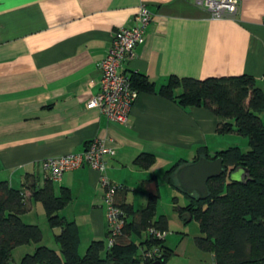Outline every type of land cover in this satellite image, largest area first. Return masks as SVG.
Returning a JSON list of instances; mask_svg holds the SVG:
<instances>
[{
    "label": "crops",
    "instance_id": "1",
    "mask_svg": "<svg viewBox=\"0 0 264 264\" xmlns=\"http://www.w3.org/2000/svg\"><path fill=\"white\" fill-rule=\"evenodd\" d=\"M238 2L234 16L213 19L195 0H0V181L20 190L29 179L42 188L50 180L46 159L80 154L102 140L115 149L105 174L122 187L116 200L142 210L145 205L128 195L155 194L157 170L165 175L176 162H194L200 148L213 156L233 144L216 132L220 120L208 109L182 108L157 91L171 76L247 74L264 84V0ZM141 4L152 19L121 71L145 76L154 91H138L121 124L85 105L99 91L97 64L113 33L133 27ZM142 154L153 157L152 165L135 163ZM51 184L56 196L63 187L83 202L81 219L59 214L76 223L84 250L103 241L108 229L99 173L84 166ZM25 194L28 209L21 218L39 226L30 216L39 201ZM135 236L141 241L145 232Z\"/></svg>",
    "mask_w": 264,
    "mask_h": 264
},
{
    "label": "trees",
    "instance_id": "2",
    "mask_svg": "<svg viewBox=\"0 0 264 264\" xmlns=\"http://www.w3.org/2000/svg\"><path fill=\"white\" fill-rule=\"evenodd\" d=\"M129 77L131 87L137 92L154 91L152 82L145 76L131 74ZM157 93L175 100L182 108L208 109L220 120L216 127L218 134H238L247 139L246 151L236 145L218 150L213 156L205 148L197 151L194 161L201 157H221L223 171L207 181L204 199L184 192L189 204L179 208V212L186 221L195 217L203 233L197 244L212 253L214 264H264V90L247 74L202 80L171 76ZM153 161L152 156L142 154L135 163L147 168ZM183 165L176 162L166 171L167 184L179 189L175 172ZM239 166L250 172L252 180L246 184L229 178ZM26 182L19 190L0 181V264H9L11 251L29 243L37 246L33 253L22 257L20 264H167L172 251L165 246L166 237L161 239L149 233V230L166 232L167 229L164 215L155 218L157 192L149 195L144 209L133 210L129 204L116 200L123 195L119 186L115 201L125 215L122 231L112 246L105 248L104 241H92L81 255L76 223L59 215L71 199L69 190L62 187L56 196L50 180L42 188L29 179ZM26 189L28 199L42 204L51 227L60 230L55 234L60 253L40 245V227L22 220L28 209ZM130 216L133 218L128 221ZM141 232H145V237L138 243L130 238L131 233ZM155 247L159 252L147 257L146 253Z\"/></svg>",
    "mask_w": 264,
    "mask_h": 264
},
{
    "label": "built area",
    "instance_id": "3",
    "mask_svg": "<svg viewBox=\"0 0 264 264\" xmlns=\"http://www.w3.org/2000/svg\"><path fill=\"white\" fill-rule=\"evenodd\" d=\"M195 4L208 10L213 19L234 16L239 6L238 0H195ZM151 19L152 13L141 4L134 17L133 27L131 29L121 27L113 33L106 55L97 64L100 72L99 91L86 102L87 109H97L111 121L127 123L138 92L131 87L130 77L121 71V65L132 56L135 47L144 41V30ZM114 154L113 147L106 145L102 140H93L80 154L51 157L43 163L48 178L53 182L60 181L65 172L84 166L99 173L106 210L108 247L113 245L115 237L122 231L125 217L115 201L119 185L105 174L106 160ZM149 233L161 239L166 237V232L149 230ZM155 252H159L156 247L148 251L146 256L150 257Z\"/></svg>",
    "mask_w": 264,
    "mask_h": 264
},
{
    "label": "rangeland",
    "instance_id": "4",
    "mask_svg": "<svg viewBox=\"0 0 264 264\" xmlns=\"http://www.w3.org/2000/svg\"><path fill=\"white\" fill-rule=\"evenodd\" d=\"M260 85V84H259ZM264 90V84L260 85ZM226 140H229L230 146L236 145L242 151L247 150V139L238 134H224ZM229 147V146H228ZM164 169L157 170L158 180L157 185V198L154 204L155 213L158 215H164L167 219V237L165 239V246L172 251L168 258L167 264H214L212 253L210 251L202 250L197 244V239L203 237V233L200 230L199 223L192 217L190 220H185L184 216L179 212V208L186 207L189 204V197L182 190L176 187L170 186L165 181ZM129 199L134 201L137 206L146 207L149 194L143 190L133 191L128 195ZM39 209H34V213H31V218L37 221L42 232V239L40 245H45L50 249H53L57 253H60L59 243L56 241L55 234L60 230L58 228H52L47 221V216L42 204L39 202ZM41 208V209H40ZM85 206L83 202L72 195L70 201L60 209L61 215H69L72 218L84 217ZM59 211V212H60ZM40 214H43L40 216ZM60 215V214H59ZM63 217V216H62ZM69 218V217H68ZM133 240L138 243L139 240L132 235ZM108 236L103 240L105 248H107ZM84 238L79 242V252L81 255L85 252ZM37 245L29 243L15 247L10 253L9 264H20L22 257L27 253H33Z\"/></svg>",
    "mask_w": 264,
    "mask_h": 264
},
{
    "label": "water",
    "instance_id": "5",
    "mask_svg": "<svg viewBox=\"0 0 264 264\" xmlns=\"http://www.w3.org/2000/svg\"><path fill=\"white\" fill-rule=\"evenodd\" d=\"M222 171L221 157L215 159L201 157L197 161L179 167L175 172V179L180 190L189 195H196L198 199H204L207 195V181L218 176ZM229 178L231 181L244 184L252 180L249 170L241 166L235 168Z\"/></svg>",
    "mask_w": 264,
    "mask_h": 264
}]
</instances>
